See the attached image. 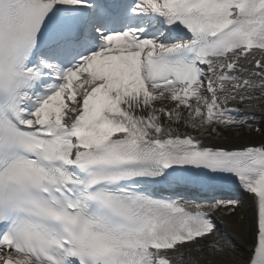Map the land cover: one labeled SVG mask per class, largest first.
<instances>
[{
    "label": "snow or ice",
    "instance_id": "obj_1",
    "mask_svg": "<svg viewBox=\"0 0 264 264\" xmlns=\"http://www.w3.org/2000/svg\"><path fill=\"white\" fill-rule=\"evenodd\" d=\"M216 217L264 264V0H0V264H237Z\"/></svg>",
    "mask_w": 264,
    "mask_h": 264
},
{
    "label": "rangeland",
    "instance_id": "obj_2",
    "mask_svg": "<svg viewBox=\"0 0 264 264\" xmlns=\"http://www.w3.org/2000/svg\"><path fill=\"white\" fill-rule=\"evenodd\" d=\"M259 137V136H258ZM260 138V137H259ZM248 198L243 199L242 202V211L244 212V214L246 213V210L248 208ZM218 218V217H216ZM246 219V216H245ZM237 224H231L230 226L223 228L221 227L222 231L226 232L228 234V236L231 238V240L237 245L236 247V256L235 259L237 261V264H241L242 262V251L240 249L241 246H243L244 244L242 243V239L241 237H244L245 239L248 240V238L246 237V233L240 231V224L243 223V221H239V217H237Z\"/></svg>",
    "mask_w": 264,
    "mask_h": 264
},
{
    "label": "bare ground",
    "instance_id": "obj_3",
    "mask_svg": "<svg viewBox=\"0 0 264 264\" xmlns=\"http://www.w3.org/2000/svg\"><path fill=\"white\" fill-rule=\"evenodd\" d=\"M260 138L257 136L256 137V140L258 141ZM248 208L246 210V213H245V216H246V220L249 221V223H251V221L253 220L254 218V204L252 202V200L249 198V201H248ZM217 224L220 226V227H223V228H226L228 226H230L231 224H225L224 222L221 221V219L218 217L217 219ZM246 237L248 238L249 241L252 240V236H251V233H246ZM241 251H242V262L245 260V255L244 253L247 251V248L245 245L241 246L240 247Z\"/></svg>",
    "mask_w": 264,
    "mask_h": 264
}]
</instances>
